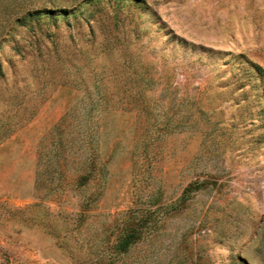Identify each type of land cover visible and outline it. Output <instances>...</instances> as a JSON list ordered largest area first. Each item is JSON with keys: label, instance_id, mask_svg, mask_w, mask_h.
Returning <instances> with one entry per match:
<instances>
[{"label": "rangeland", "instance_id": "1", "mask_svg": "<svg viewBox=\"0 0 264 264\" xmlns=\"http://www.w3.org/2000/svg\"><path fill=\"white\" fill-rule=\"evenodd\" d=\"M0 264H264V0H0Z\"/></svg>", "mask_w": 264, "mask_h": 264}, {"label": "trees", "instance_id": "2", "mask_svg": "<svg viewBox=\"0 0 264 264\" xmlns=\"http://www.w3.org/2000/svg\"><path fill=\"white\" fill-rule=\"evenodd\" d=\"M92 165V162H90ZM92 173V169H86L84 173L79 174L76 182H87ZM155 218H151L150 214H143L138 217H129L125 220L120 234L117 236L113 244L115 258L126 255L132 246H135L146 232L150 230L155 223Z\"/></svg>", "mask_w": 264, "mask_h": 264}]
</instances>
